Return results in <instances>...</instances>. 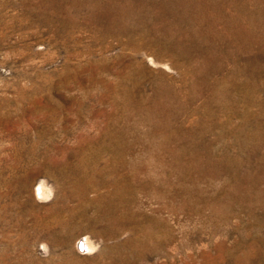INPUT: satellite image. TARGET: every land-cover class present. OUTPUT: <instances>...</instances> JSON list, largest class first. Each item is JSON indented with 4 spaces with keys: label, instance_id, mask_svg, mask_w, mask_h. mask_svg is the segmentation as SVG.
Listing matches in <instances>:
<instances>
[{
    "label": "rangeland",
    "instance_id": "obj_1",
    "mask_svg": "<svg viewBox=\"0 0 264 264\" xmlns=\"http://www.w3.org/2000/svg\"><path fill=\"white\" fill-rule=\"evenodd\" d=\"M0 264H264V0H0Z\"/></svg>",
    "mask_w": 264,
    "mask_h": 264
},
{
    "label": "bare ground",
    "instance_id": "obj_2",
    "mask_svg": "<svg viewBox=\"0 0 264 264\" xmlns=\"http://www.w3.org/2000/svg\"><path fill=\"white\" fill-rule=\"evenodd\" d=\"M59 2V1H58ZM46 5V4H45ZM44 5V6H45ZM204 5V4H203ZM142 9V8H141ZM186 10V9H185ZM131 11V10H130ZM194 30V29H193ZM191 68V67H190ZM185 75V74H184ZM197 87V86H196ZM195 89V88H194ZM192 93V92H191ZM171 96V95H170ZM253 116V115H252ZM176 118V117H175ZM246 118V117H245ZM159 124V123H158ZM166 124V123H165ZM172 125V124H171ZM213 125V124H212ZM165 127V126H164ZM176 129V128H175ZM172 134V133H171ZM167 137V136H166ZM174 149V148H173ZM41 188L43 189V186L41 185ZM45 188H46V186H45ZM44 188V189H45ZM47 189V188H46ZM46 189H45V191H46ZM38 191H40V189L38 190ZM43 192H44V190H43ZM46 192H48V191H46ZM127 199V198H126ZM112 231V230H111Z\"/></svg>",
    "mask_w": 264,
    "mask_h": 264
}]
</instances>
